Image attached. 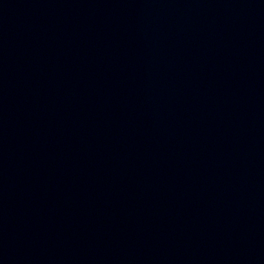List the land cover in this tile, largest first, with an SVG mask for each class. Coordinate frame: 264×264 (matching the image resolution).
I'll list each match as a JSON object with an SVG mask.
<instances>
[{
  "label": "water",
  "instance_id": "water-1",
  "mask_svg": "<svg viewBox=\"0 0 264 264\" xmlns=\"http://www.w3.org/2000/svg\"><path fill=\"white\" fill-rule=\"evenodd\" d=\"M0 264H264V0H0Z\"/></svg>",
  "mask_w": 264,
  "mask_h": 264
}]
</instances>
